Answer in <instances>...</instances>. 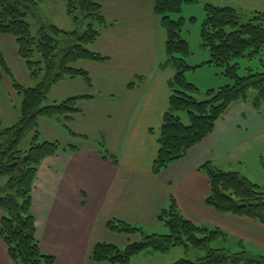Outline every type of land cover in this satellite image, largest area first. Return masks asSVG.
<instances>
[{
  "label": "trees",
  "instance_id": "trees-1",
  "mask_svg": "<svg viewBox=\"0 0 264 264\" xmlns=\"http://www.w3.org/2000/svg\"><path fill=\"white\" fill-rule=\"evenodd\" d=\"M45 0H0V34L11 35L17 52L24 61L35 85L24 86L14 76L0 50V80L7 75L17 94L22 96L19 117L10 125L0 117V236L8 246L15 264H55L56 257L42 250L36 236V217L32 212V190L42 161L58 151H79L80 147L63 145L59 141H40V119L56 118L74 136L69 125L82 113L79 105L93 95H74L45 104L54 87L67 79L82 78L91 88L89 72L77 66L81 61H105L107 56L91 49L108 26L97 0H66V8L75 27L64 29L55 23L42 22L37 36L32 33L29 17H36L38 5ZM182 0H154V12L166 31V58L162 68H169V107L159 128L158 150L152 164L155 175L183 160L190 149L211 135L216 123L232 105L251 104L262 114L264 103V70L240 75L237 59H250L264 51V12L243 14L232 6L205 4L206 16L202 22L201 45L209 51L204 64L221 69L220 74L230 82L215 89L200 88L187 81L185 72L194 66L187 63V40L181 35V21L171 13L181 9ZM84 28L82 31L81 29ZM203 94V98L199 95ZM264 114V113H263ZM187 117L184 121L183 117ZM30 138L29 148L23 143ZM89 139V136H82ZM103 159L114 164L117 157L107 148L104 135L97 143ZM199 171L206 174L210 194L205 203L217 211L245 216L264 225V188L239 172L224 171L212 161L204 163ZM169 229L168 233H147L141 226L112 219L109 230L127 235H138L125 247L98 242L91 253L94 262L129 264L133 257L147 251L170 252L176 247L202 250L195 260L180 258L170 264H264V253H252L243 244L232 251L225 243L228 234L219 227L196 224L184 217L178 204L170 197L169 204L158 216Z\"/></svg>",
  "mask_w": 264,
  "mask_h": 264
},
{
  "label": "crops",
  "instance_id": "crops-1",
  "mask_svg": "<svg viewBox=\"0 0 264 264\" xmlns=\"http://www.w3.org/2000/svg\"><path fill=\"white\" fill-rule=\"evenodd\" d=\"M97 1L102 5L106 20L113 24L102 31L91 49L109 59L77 64L89 72L90 91L85 90L88 86L83 79L76 78L62 83L78 82L81 86L78 93L60 95L58 85L51 93L56 91L53 97L56 100L89 94L93 95L91 100L105 97L123 102L120 118L114 121L106 140L108 150L118 162L114 164L110 159H103L97 143L84 145L79 151H58L42 161L32 190V212L42 250L56 257L55 264H111L91 260L92 250L98 242L126 246L140 238L111 231L108 222L119 219L145 230H155L161 223L160 212L173 197L184 217L196 224L224 230L228 234L225 244H243L252 253H264V225L207 205L205 199L210 194V183L206 174L199 171L204 163L212 161L214 164L220 156L234 150L253 149L255 139L264 133L263 112L258 113L249 103L232 105L216 123L213 133L190 149L186 158L155 175L152 164L158 150L159 128L169 107V80L173 71L161 67L163 43L156 26L154 0ZM205 3L232 6L243 14L264 12V0H205ZM63 22L61 26L55 24L64 29L75 27L73 20ZM12 37L0 34V50L13 74L16 75L10 58L29 79ZM11 44L12 51L8 52L7 45ZM209 58L204 57L203 62L196 64L205 63ZM110 63L114 65L102 74ZM97 70H102L101 74L96 75ZM5 77L9 78L4 75L1 80ZM161 84L163 94L159 90ZM15 93L12 83L7 93L0 89V117L4 124H13L19 117L11 96ZM80 114L85 116L83 110ZM45 119L42 123L49 127L62 125L56 118ZM76 119L74 117L69 123ZM74 131L88 136L85 130ZM2 216L0 212V224ZM0 264H15L1 236Z\"/></svg>",
  "mask_w": 264,
  "mask_h": 264
},
{
  "label": "rangeland",
  "instance_id": "rangeland-1",
  "mask_svg": "<svg viewBox=\"0 0 264 264\" xmlns=\"http://www.w3.org/2000/svg\"><path fill=\"white\" fill-rule=\"evenodd\" d=\"M66 0H45L41 1L38 5L36 17H29V21L32 25V33L34 36H37L39 30L42 25V18L51 19L52 21L48 23H59V25H63V21L68 20L71 22L72 18L69 16L66 8ZM205 0H182L181 9L178 12L171 13V17L175 20L181 21V35L187 40L189 53L185 54V60L188 64L193 65V69H188L185 72L187 81L198 85L200 90L204 93L209 88H219L225 85L227 82H230L228 77L220 74L221 69L214 65L209 64H199L196 63L203 62L204 57L209 56V51L201 45V28L202 22L206 16L205 10ZM102 6V5H101ZM62 13V16L61 14ZM102 13L104 15V11L102 9ZM156 14V13H155ZM52 16V17H51ZM64 16V17H63ZM105 17V15H104ZM156 26H158L157 30L161 39L162 47V60L164 61L166 58V31L162 27L159 17L156 15ZM45 22V21H44ZM47 22V21H46ZM108 22V21H107ZM74 23V22H73ZM109 23V22H108ZM113 23L108 24L107 28L111 27ZM75 25V24H74ZM74 27V26H73ZM68 28V30L73 29ZM67 29V28H66ZM82 31L84 28L81 29ZM13 38V37H12ZM14 39V38H13ZM7 51L10 49L12 51V44L7 45ZM17 48V45H16ZM100 53V52H99ZM102 54V53H101ZM103 55V54H102ZM106 56V55H104ZM109 57V56H107ZM109 59V58H108ZM11 63L15 68L16 75L15 78L23 83L25 86L35 85L36 81L29 79L25 76L23 72L18 68V64L16 61L13 63L10 58ZM239 62V74L245 75L251 69L252 71H263L264 70V51H262L261 55H257L254 58L250 59L248 57H241L237 59ZM104 62V61H98ZM79 64V62H78ZM114 65L110 63L107 65L106 69L102 72V70H97L96 75L105 74L108 67ZM79 68H83V66H78ZM85 69V68H83ZM86 70V69H85ZM94 72V70H92ZM79 80L82 78L78 77ZM96 79V78H94ZM125 79V78H124ZM71 80V79H67ZM11 80L5 77L0 81V89L4 93H7L9 89V84L11 85ZM30 81V82H28ZM71 81H67V84L60 83L58 85L57 92L61 94L65 93H78L81 86L77 83H70ZM29 83V84H28ZM99 84L97 89L99 88ZM86 91H90L89 87L85 86ZM160 92L163 94V84L160 86ZM92 91V90H91ZM85 95V94H84ZM96 95H100L97 93ZM12 96V100L14 101V106H16V110L20 107L22 96L15 93ZM56 96V91L51 93L46 100L45 104L52 103L54 100L53 97ZM10 97V96H9ZM203 94L199 95V98H203ZM11 100V97H10ZM62 100V99H61ZM12 101V102H13ZM126 102V101H125ZM81 104L82 110L85 112V116L78 114L75 117L78 118L74 123H69L72 129H81L85 130V134L89 136V139H85L82 136H74L72 135L63 125H58V127H49L45 123H42L43 120H46L44 117L40 119V141L45 140H59L64 145H76L78 147H83L84 145H94L98 143L101 135H104L105 140L109 139V132L112 129L114 121L120 118V112L122 110V101H114L106 99L105 97H99L96 100L84 99L79 102ZM262 112L264 113V103L262 104ZM112 113V115H110ZM184 121H187V117H183ZM17 121V120H16ZM125 122V120H124ZM123 122V123H124ZM6 124V123H5ZM8 125V124H6ZM74 127V128H73ZM88 129V130H86ZM68 137L72 138L69 139ZM111 138V137H110ZM107 143V141H106ZM30 145V138L28 137L26 141L23 143V148L27 149ZM112 146V145H111ZM253 149H237L228 153L226 156H220L216 161H214V165L222 169L224 171H235L239 172L242 176H246L252 182L258 184L262 188H264V133L261 136H258L254 143ZM113 147V146H112ZM107 148L109 145L107 143ZM213 163V162H212ZM6 179H0V184L5 182ZM160 225L155 230H145L147 233H160L165 234L169 232V229L166 225L160 221ZM138 236V235H137ZM232 251H237L241 249L240 245L233 246L231 243L226 244ZM120 247H124L125 244L120 243ZM205 252L200 250H194L192 248L185 247H176L171 249L170 252L160 253L154 251H147L141 253L138 256L132 258L129 264H170L177 259L187 258L190 260H195L198 255H204Z\"/></svg>",
  "mask_w": 264,
  "mask_h": 264
}]
</instances>
